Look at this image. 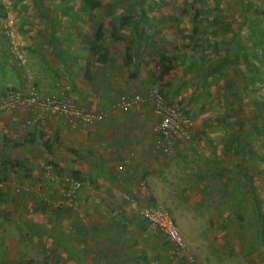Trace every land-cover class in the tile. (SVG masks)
Wrapping results in <instances>:
<instances>
[{"label":"rangeland","instance_id":"374dc122","mask_svg":"<svg viewBox=\"0 0 264 264\" xmlns=\"http://www.w3.org/2000/svg\"><path fill=\"white\" fill-rule=\"evenodd\" d=\"M91 1L93 9L83 0H0V94L27 86L44 95L64 91L88 108L91 94L144 97L155 87L199 124L212 99L249 95L247 87L225 89L224 79L264 83L263 0ZM7 20L11 36L3 28ZM11 40L23 63L9 52ZM233 48L235 68L228 55ZM49 118L43 126L21 125L0 151V160L9 161L6 151L20 155L24 147L45 154L35 156L33 167L0 165V264H121L125 254L133 255V264H194L183 232V182L171 193L180 207L145 204L144 189L130 192L136 197L128 202L121 171L106 157L115 137L81 142V136L59 131L68 126L65 119ZM151 123L144 118L147 133ZM94 125L73 128L88 133ZM31 129L34 141L18 133ZM75 178L80 187L65 195L66 179ZM145 206L168 210L182 235L180 249L142 218Z\"/></svg>","mask_w":264,"mask_h":264},{"label":"crops","instance_id":"0c3cea01","mask_svg":"<svg viewBox=\"0 0 264 264\" xmlns=\"http://www.w3.org/2000/svg\"><path fill=\"white\" fill-rule=\"evenodd\" d=\"M228 53L231 68H235V49H229ZM220 72L224 74L225 69ZM231 80L232 83L230 79H224L225 89L247 87L249 95L224 93L207 101L199 124L193 123L191 141L176 145L169 155L161 153L153 144L151 128L155 119L145 99L129 109L119 110L123 111L119 118L114 115L117 110L112 111L93 123L95 125L88 133L82 127L72 128L65 123L59 129L81 136V142L89 137L104 140L109 134L115 137L109 149L106 141L100 142L102 148L107 147L110 151L105 150L107 160L113 161L121 171L118 175L121 187L129 190L125 192L133 199L141 192L140 187L134 186V180L144 181L142 200L145 204L180 207L178 199L171 193L177 188L172 185L183 182V232L186 246L195 256L194 264H264V91L256 90L264 88V83L260 85L253 79ZM134 94L138 93L126 95ZM92 95L86 98L85 105L95 111L105 110L117 100L109 94H98L100 97L94 94L95 99L102 101L93 103L89 102L94 99ZM146 117L152 121L149 134L143 128ZM21 125H25L24 115L19 112L0 116V151L7 138H14L12 132ZM120 125L126 126V130L123 131ZM33 132L31 129L27 134L18 133L34 141ZM23 150L20 155L6 151L11 161L2 159L0 165L33 167L38 157L45 156L38 148L24 147ZM4 160L8 161L5 163ZM74 180L80 183L78 179ZM108 260L109 257H104L106 263ZM134 261V257L130 261L127 255L120 260L121 264Z\"/></svg>","mask_w":264,"mask_h":264},{"label":"built area","instance_id":"2783aa9c","mask_svg":"<svg viewBox=\"0 0 264 264\" xmlns=\"http://www.w3.org/2000/svg\"><path fill=\"white\" fill-rule=\"evenodd\" d=\"M3 28L11 36L9 20L5 21ZM8 50L18 62L23 63L22 56L12 40ZM142 99L150 104L155 119L151 130L156 149L164 155H169L176 145L191 141L193 121L190 115L180 110L177 103L167 101L155 87L149 88L144 97L139 94L121 95L105 110L97 111L78 105L68 92L44 95L31 86L8 87L0 94V116L8 112H19L24 115V123L27 125H43L47 117H62L73 128L98 122L114 110L129 109L139 104ZM66 182L70 188L65 195L74 196L75 190L80 187L81 183L74 179H66ZM145 186L144 181L139 182L141 189ZM124 198L128 202H133V198L129 195H125ZM140 214L175 248L180 249L183 246L182 235L167 209L162 206H145Z\"/></svg>","mask_w":264,"mask_h":264},{"label":"trees","instance_id":"16d2710c","mask_svg":"<svg viewBox=\"0 0 264 264\" xmlns=\"http://www.w3.org/2000/svg\"><path fill=\"white\" fill-rule=\"evenodd\" d=\"M86 4H88L89 5V8L90 9H93L94 7H95V3L94 2H92L91 0H83ZM264 1V0H263ZM101 36V32L100 31H98L97 33H96V37L97 38H99ZM26 176H28V175H26ZM166 238V237H165ZM166 240H167V238H166ZM168 241V240H167ZM169 243H171L170 241H168ZM172 244V243H171ZM173 245V244H172ZM125 255H127L128 257H129V260L131 261V259H132V257H133V255H129V254H125ZM134 263V262H133ZM133 263H130V264H133Z\"/></svg>","mask_w":264,"mask_h":264}]
</instances>
